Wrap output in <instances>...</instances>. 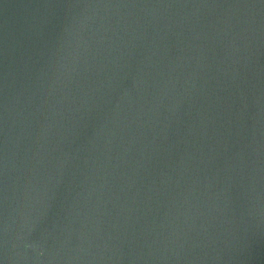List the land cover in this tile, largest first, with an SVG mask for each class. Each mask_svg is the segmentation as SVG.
I'll use <instances>...</instances> for the list:
<instances>
[{
    "label": "water",
    "instance_id": "1",
    "mask_svg": "<svg viewBox=\"0 0 264 264\" xmlns=\"http://www.w3.org/2000/svg\"><path fill=\"white\" fill-rule=\"evenodd\" d=\"M0 264H264V0H0Z\"/></svg>",
    "mask_w": 264,
    "mask_h": 264
}]
</instances>
